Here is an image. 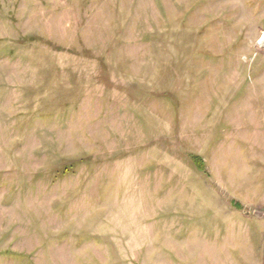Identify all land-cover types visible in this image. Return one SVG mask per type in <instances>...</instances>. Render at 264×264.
I'll return each mask as SVG.
<instances>
[{"label": "rangeland", "instance_id": "374dc122", "mask_svg": "<svg viewBox=\"0 0 264 264\" xmlns=\"http://www.w3.org/2000/svg\"><path fill=\"white\" fill-rule=\"evenodd\" d=\"M0 264H264V0H0Z\"/></svg>", "mask_w": 264, "mask_h": 264}, {"label": "trees", "instance_id": "16d2710c", "mask_svg": "<svg viewBox=\"0 0 264 264\" xmlns=\"http://www.w3.org/2000/svg\"><path fill=\"white\" fill-rule=\"evenodd\" d=\"M194 163L196 164V167H198V169L201 170V166L198 163H196L195 161H194Z\"/></svg>", "mask_w": 264, "mask_h": 264}]
</instances>
